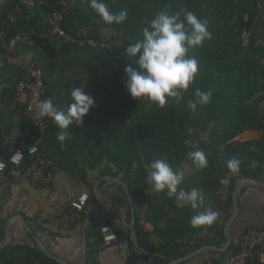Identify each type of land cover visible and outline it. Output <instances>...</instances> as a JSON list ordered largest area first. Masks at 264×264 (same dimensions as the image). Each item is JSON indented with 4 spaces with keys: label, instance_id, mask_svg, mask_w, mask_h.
<instances>
[{
    "label": "trees",
    "instance_id": "1",
    "mask_svg": "<svg viewBox=\"0 0 264 264\" xmlns=\"http://www.w3.org/2000/svg\"><path fill=\"white\" fill-rule=\"evenodd\" d=\"M59 1L32 0L29 6L12 0L0 8V33L7 40L19 33H33L32 45L17 46L14 55L0 47V56L9 60L18 54L30 55V64L37 62L43 72L44 100L52 98L58 108H67L71 102L68 89L58 90L49 82L55 71L61 77L66 70L74 72L66 80L86 76L85 91L95 100V107L83 124L74 122L69 126L71 138L63 147L56 139L59 129L51 121L41 145L45 157L60 171L82 182L86 181L88 171H96L101 164L114 169L111 175L125 182L131 193L136 210V247L147 254L144 264H169L206 246L224 248V228L233 214L232 196L238 181L259 179L264 173V123L260 116L261 107L264 112V67L260 64L264 58V0H104L111 11L128 12L124 23L111 26L123 39V46L108 51L80 45L88 39H97L104 27L96 23L90 0H84L82 7L71 6L64 20V29L73 42L49 37L45 17L58 8ZM165 8L172 13L186 9L207 18L212 39L189 51L190 56L199 60L194 81L179 98H170L161 108L147 100H134L126 93L124 69L135 64L138 56L128 57L124 49L142 38V29ZM245 31L250 33L247 47L242 45ZM48 58L51 60L46 65L44 61ZM29 76L24 73L10 76V87L0 96V105L5 106L0 111V124L5 114L24 112V106L11 108V103L17 84ZM197 88L202 91L212 88L213 98L210 104L192 111L187 105L194 99ZM247 131H259L261 136L237 140ZM51 146L53 153L49 151ZM197 150H202L207 158V167L202 170L194 167L189 156ZM233 157L241 160L235 174L227 167ZM157 158L166 160L174 169H183L185 179L180 187L186 191L198 189L204 196V208L211 206L219 212L212 226L199 229L191 226V217L203 208H177L174 198L169 199L166 192L150 195L148 165ZM32 162L33 158L26 153L22 171ZM51 170L52 166L48 167L45 174ZM223 179L230 182L225 200L220 195ZM96 203L92 193L83 213ZM113 203L129 206L124 194ZM83 213L73 227L83 225ZM114 214L113 211L99 227L89 224L86 264H101L97 256L104 250L102 227L111 226L122 238L123 231L113 224ZM7 222L8 218H0V243L4 241ZM51 222L35 220L41 230ZM262 247L253 251L252 264H262L259 260ZM238 250V243L232 241L226 252L208 250L198 258L206 259L202 264H223ZM0 264L59 263L47 258L31 239L30 244L12 242L0 249Z\"/></svg>",
    "mask_w": 264,
    "mask_h": 264
},
{
    "label": "crops",
    "instance_id": "2",
    "mask_svg": "<svg viewBox=\"0 0 264 264\" xmlns=\"http://www.w3.org/2000/svg\"><path fill=\"white\" fill-rule=\"evenodd\" d=\"M8 1L12 0H0V8ZM18 1L24 5L30 6L32 4V0ZM69 1L71 2V6L82 7L85 4L84 0ZM262 16L264 17V14H262ZM50 41H52V39H50ZM84 44L88 46L87 40L85 43L81 42L80 45ZM93 49L99 50L98 48ZM62 56L63 55L60 54L59 57L62 58ZM30 59V55L27 54H18L9 60L0 56V96L5 88L10 87V76L16 77L18 74L21 76L23 73L27 76L30 75ZM50 60V58L45 59L44 62L46 65L50 63ZM73 73L74 72L71 70H66V73H62L60 77L55 71L49 82L54 84L55 88L58 90H62L64 87L69 91L72 87L78 88L81 86H85L86 90V76H74L70 80H66V78L73 75ZM64 93L66 92L61 91V95H65ZM19 105L23 106L22 104ZM243 134L244 137L239 141L254 140L260 137L258 131H249ZM32 139L33 129L30 121L24 115V112L19 114H5V117L2 119V124H0V159L8 157L16 149H25ZM49 149L50 153L54 152L53 146ZM49 161V167L52 166V170L45 174L46 181L42 184L32 183L25 174L20 179L18 185L16 180L12 177L0 181V218H8L9 221L15 216L22 217L29 227H31L42 245L53 255L69 264H80L82 258V231L84 223L81 227H73L71 225L66 228L57 224L56 220L60 218L64 212L66 213L67 210L69 211L70 203L79 195L86 193L91 196V194L94 193L96 197V191L105 185L106 179L113 177L111 174L114 169L106 164H101L96 171H88L86 181L82 182L60 171L50 159ZM255 180L264 183V173L259 179ZM149 193L151 196L159 195V193L152 190L150 183ZM122 196V191H120L116 185L103 188L102 201L107 207V212L102 217L89 220L87 228L91 223L94 227H99L104 219L110 216L114 211L113 224L118 230H122L124 234L131 224L130 207L126 206L124 203H113L114 200ZM239 207V214L230 228L232 240L235 243H238L239 238L247 228H260L264 225V189L259 187H243L239 197ZM93 214H103V210L98 202L88 206L83 216H85L86 220L88 216ZM35 220H38L39 223L46 220H52V222L45 224L43 226L44 230H41L35 224ZM12 227L13 243L19 244L25 242L30 244L31 239L34 241L32 237L30 238L28 236L29 233L23 228L20 222L14 221ZM128 236L130 240L127 251L129 261L132 264H144L147 254L136 247L134 229L128 232ZM123 243L124 241H122L121 238L119 242L113 246L104 248V250L98 254L97 260L101 264H126L120 248ZM261 249L259 260L264 264V247ZM201 254L185 262H187V264H202L206 259L198 258Z\"/></svg>",
    "mask_w": 264,
    "mask_h": 264
},
{
    "label": "clouds",
    "instance_id": "3",
    "mask_svg": "<svg viewBox=\"0 0 264 264\" xmlns=\"http://www.w3.org/2000/svg\"><path fill=\"white\" fill-rule=\"evenodd\" d=\"M90 7L97 17L96 23L103 24L100 30L105 35L113 31V24L121 25L127 19L128 12L121 9L113 12L104 0H90ZM207 18H200L194 12L181 9L172 13L168 8L158 12L142 29V38L128 44L124 49L126 56L137 57L135 64L125 67V90L134 100H147L163 108L170 98H179L192 85L198 72L199 60L190 56L189 51L200 48L205 41L212 39ZM70 103L66 109L58 108L52 98L37 103L40 117L49 118L59 129L57 141L64 146L71 138L68 129L74 122L82 125L90 109L95 107L94 98L87 94L85 86L69 90ZM213 89L195 90L194 99L189 101L188 108L196 111L198 106L211 103ZM196 169L207 167V158L202 150L189 153ZM241 160L229 159L227 167L233 174L239 171ZM148 182L157 193L166 192L169 199L175 200L177 208L190 207L196 211L190 224L194 229L210 227L219 217V212L204 208V196L196 188L189 191L180 185L184 182L183 169H174L164 159H154L148 165Z\"/></svg>",
    "mask_w": 264,
    "mask_h": 264
},
{
    "label": "built area",
    "instance_id": "4",
    "mask_svg": "<svg viewBox=\"0 0 264 264\" xmlns=\"http://www.w3.org/2000/svg\"><path fill=\"white\" fill-rule=\"evenodd\" d=\"M71 10L69 0H61L58 2V8L49 12L45 17V22L48 26V35L52 39H62L66 42H73L74 39L64 29V20ZM249 32H244L242 45L248 46ZM33 33H19L15 37L7 40L3 33H0V47L6 53L14 55L16 48L19 45H32ZM123 39L112 31L110 35H105L101 31L98 33L97 39H88L87 44L92 48L101 50H111L123 46ZM260 64L264 67V58L260 60ZM30 76L21 81L16 86V94L11 103V108H15L18 104L24 106V115L32 123L34 137L29 142L25 149H16L8 157L0 160V181L12 177L16 180L17 185L20 179L25 174L34 184H42L46 181L45 172L50 165V161L41 150V145L44 141L45 133L51 123L47 117H40L36 105L44 100L46 93L43 72L37 62L29 65ZM4 105H0V111L4 109ZM260 116L263 117L264 112L261 107ZM249 132V131H247ZM245 133V132H244ZM261 136V132H259ZM244 134L237 137V140H242ZM33 158L32 164L26 171H22V164L26 157V153ZM230 182L228 179L221 180L220 195L223 200L227 199L229 194ZM89 201V195L83 193L70 203L68 212L63 213L56 223L63 227H70L78 221ZM103 248H108L119 242V237L111 226L101 228ZM264 246V225L260 228H251L247 230L238 240L239 250L223 264H252V258L255 248Z\"/></svg>",
    "mask_w": 264,
    "mask_h": 264
},
{
    "label": "water",
    "instance_id": "5",
    "mask_svg": "<svg viewBox=\"0 0 264 264\" xmlns=\"http://www.w3.org/2000/svg\"><path fill=\"white\" fill-rule=\"evenodd\" d=\"M111 185H116L118 186L125 198L128 201L129 207H130V211H131V224L130 227L124 232L123 237H122V241H124L123 245L120 247L121 248V254L126 262V264H132L127 256V251H128V247H129V236H128V232L131 229H134L135 227V223H136V210H135V206L134 203L132 201L131 198V193L129 191L128 186L126 185L125 182H123L121 179L116 178V177H111L109 179H106V183L103 187H101L99 190L96 191V199L98 204L101 206L102 210H103V214L100 215H90L87 217V219L84 222L83 225V233H82V258H81V263L80 264H86L87 261V235H86V231H87V223L89 220L92 219H97L99 217H102L106 214L107 212V207L105 206V204L102 201V194H103V188L107 187V186H111ZM243 187H259L264 189V183L255 179H240L236 185V188L234 190L233 196H232V205H233V214L230 218V220L227 222V224L225 225L224 228V232H225V237H226V245L224 248H217V247H210V246H206L196 252H193L189 255H187L186 257L181 258L180 260H177L175 262L169 263V264H182L183 262L187 261L188 259L195 257L201 253H204L208 250H212V251H216V252H220V253H224L228 250L229 246L232 243V236L230 233V228L233 224V222L235 221V219L237 218L239 211H240V207H239V197H240V193H241V189ZM14 221H18L22 224L23 228L29 233V235L33 238V240L35 241V245L36 247L49 259H52L53 261H56L59 264H69L66 261L56 257L55 255H53L49 250H47L42 243L40 242V240L37 238V236L34 234L33 230L31 229V227H29V225L24 221V219L20 216H15L12 217L7 225H6V229H5V238L4 241L0 243V249L4 248L5 246H7L8 244H10L13 240V227L12 224Z\"/></svg>",
    "mask_w": 264,
    "mask_h": 264
}]
</instances>
